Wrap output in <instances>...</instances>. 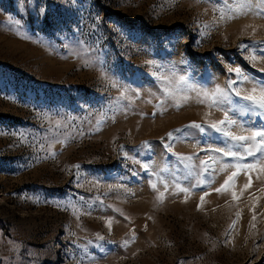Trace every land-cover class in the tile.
<instances>
[{"label":"rangeland","instance_id":"1","mask_svg":"<svg viewBox=\"0 0 264 264\" xmlns=\"http://www.w3.org/2000/svg\"><path fill=\"white\" fill-rule=\"evenodd\" d=\"M237 67L264 83L261 0H0V264H264V173L216 192L257 159L216 151Z\"/></svg>","mask_w":264,"mask_h":264},{"label":"snow or ice","instance_id":"2","mask_svg":"<svg viewBox=\"0 0 264 264\" xmlns=\"http://www.w3.org/2000/svg\"><path fill=\"white\" fill-rule=\"evenodd\" d=\"M264 3V0H261ZM18 23V22H17ZM264 71V70H262ZM230 73H235V75L239 78V80H230L228 90H222L220 88H216L212 93V104L219 110L224 112V119L218 121L217 123H213L211 127L217 131L223 133L226 137H228L231 141H233V147L235 149L243 148V153H240L236 150H229L224 152L222 149H216V151L221 152V154L231 157L233 159L244 160L247 157H257V159L253 163H245L243 165H234L233 167L237 168V171L232 172V174L225 179L224 183L220 188L216 189L217 193H221L222 191H226L229 187L234 186L235 179L240 175V172H244L248 175V183L244 185V189H248L252 185L251 173H257V179L260 178V174L264 173V163L261 161L264 160V128L255 129L253 128L248 135H231L230 132H226L224 130V125L227 124L229 126L237 125V121L230 118V113L235 111L237 113L242 112H250L253 109L258 110V115H264V83L259 86H254L250 92L247 94L241 93V90L237 88H233V85L239 82H242L246 79L241 68L237 67L235 69L229 68ZM232 92L235 96L239 97L245 103L243 105L239 103L233 102L229 98V92ZM228 104L229 107L227 110L223 109L222 105ZM190 127H195L200 129L201 132L204 131V128L196 123H192L189 125ZM241 130H246V125L241 123L239 125ZM180 131V130H177ZM173 133H169V139H172ZM147 146V145H145ZM166 147L171 148V144L166 145ZM182 160H191L192 157L184 156L178 157ZM203 164V162H202ZM230 165H224V168H228ZM224 169H222L223 171ZM181 191H186L185 189H181ZM233 198H236V194L233 193ZM204 200V196H201V201ZM199 207V206H198ZM255 219V216L253 217ZM97 239L103 240L102 236H97Z\"/></svg>","mask_w":264,"mask_h":264}]
</instances>
